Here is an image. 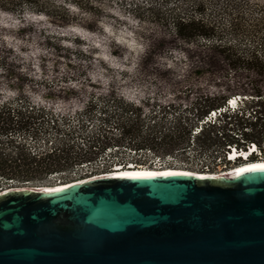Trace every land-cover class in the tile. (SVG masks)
Returning a JSON list of instances; mask_svg holds the SVG:
<instances>
[{"label": "trees", "instance_id": "1", "mask_svg": "<svg viewBox=\"0 0 264 264\" xmlns=\"http://www.w3.org/2000/svg\"><path fill=\"white\" fill-rule=\"evenodd\" d=\"M88 3L0 0V9L42 13L64 25L71 20L69 5L87 10ZM127 6L137 21L156 27L155 34L145 39L144 52L134 66L156 71L172 102L162 106L159 90L136 102L109 90L101 98L102 111L107 104L113 109L102 112L100 126L78 142L75 131L56 123L59 114L28 97V89H45L47 82L34 80L12 63L13 50L0 42V188L9 183L52 186L56 180L75 179L71 174L80 179L116 165H152L155 158L167 162L170 157L168 166H185L191 149L195 159L204 155L209 161L220 150L242 149L248 143L261 147L256 134L264 138V126L259 118L251 121L242 115L264 103V4L254 0H143L140 5ZM73 81L64 77L62 83ZM199 83L212 90L198 87ZM47 89L40 97L67 99ZM67 92L74 93L72 88ZM235 96L241 97L244 106L241 115V110L227 109L205 121L211 111L224 108ZM89 105L81 110L85 117L90 115ZM143 106L154 110L145 112ZM260 119H264L261 114ZM123 151L132 155L125 156ZM108 155L100 166L95 165ZM206 163L201 161L199 168ZM84 167L85 171L76 173Z\"/></svg>", "mask_w": 264, "mask_h": 264}, {"label": "water", "instance_id": "2", "mask_svg": "<svg viewBox=\"0 0 264 264\" xmlns=\"http://www.w3.org/2000/svg\"><path fill=\"white\" fill-rule=\"evenodd\" d=\"M170 173L0 191V264H264V171Z\"/></svg>", "mask_w": 264, "mask_h": 264}, {"label": "rangeland", "instance_id": "3", "mask_svg": "<svg viewBox=\"0 0 264 264\" xmlns=\"http://www.w3.org/2000/svg\"><path fill=\"white\" fill-rule=\"evenodd\" d=\"M48 1L62 5V0ZM88 1L87 10L69 5L71 20L64 25L55 17H48L42 13L27 10L23 14H16L0 9V42L13 50L16 58L11 60L12 63L21 66L22 71L34 80L47 82L45 89L40 87L35 91L28 89V97L39 105L49 106L53 112L59 114L56 123L63 129L70 128L75 131V139L78 142L100 126L102 112L109 113L113 109L107 104L106 109L102 111L104 100L101 98L105 97L109 90L116 91L133 102L147 93L159 90L158 94L161 95L159 102L162 106L172 102V97L166 92L167 86L156 71H143L134 66L136 58L144 52L145 39L156 32V27L137 21V18L128 11V3L140 5L143 0ZM254 1L264 4V0ZM64 77H71L74 81L62 83ZM47 86L56 95L67 96V99H60L58 96L40 97L46 94ZM198 87L212 90L203 83H199ZM68 88H72L74 93L68 94ZM87 104H90L89 117L81 113ZM240 106L243 104L238 101L237 107ZM243 107L241 108L244 109ZM149 108L154 110L143 106L145 112H148ZM260 114L264 117V103L248 108L242 117L251 121L257 117L259 123L264 126V119H260ZM256 136L261 148H264L262 133H257ZM241 147L244 149L246 145ZM225 152L220 150L215 159L210 157L209 161L203 155L198 161L195 159L194 150L191 149L188 153L189 163L177 167L198 170L202 161L209 162L206 164H210L213 172L223 171L236 164L225 163L222 157ZM122 153L125 156L129 154L128 151ZM261 155V159H264L263 150ZM109 157V155L103 157L95 165L100 166V163ZM157 164L154 161L152 165L147 163L137 167L152 168ZM80 169L76 173L87 168ZM71 175L75 179L66 182L79 177Z\"/></svg>", "mask_w": 264, "mask_h": 264}, {"label": "built area", "instance_id": "4", "mask_svg": "<svg viewBox=\"0 0 264 264\" xmlns=\"http://www.w3.org/2000/svg\"><path fill=\"white\" fill-rule=\"evenodd\" d=\"M238 101L239 102L241 101V97L240 96H235V97L229 98L227 100L226 106L224 108L216 110V111H211L209 113L208 117H206L205 121L213 120L217 114H219L220 112H223L224 110H227V109L230 110V111L241 110L240 114H242L241 106H240V108L237 107V102ZM249 116L251 117L252 115L250 114ZM242 150H246L247 152H249L250 158H253V157L261 158V156H262L261 155V150H263V154H264V148L258 147L254 143H248V144H246V147L244 149H236L234 147L230 148L228 151H226L223 154V160L225 161V163H231V164L232 163L233 164L234 163L239 164L241 162H244V160H242V155L244 154L242 152ZM235 155H237V156H235ZM166 160L168 162V161H171L172 158L167 157ZM155 161L158 164L156 166L152 167L154 169L178 168L176 165L168 166L167 162H165L163 160H160L159 158H155ZM132 166H133L132 164H127L126 166H124V168L132 167ZM135 167H137V166H135ZM120 168H123V167L121 165H116V166H113L110 170L120 169ZM110 170H108V171H110ZM225 170L218 171V172H213L214 170L211 168L210 164H204L198 170H187V172L198 173L199 175H201V174L202 175H220V174H223ZM108 171H106V172H108ZM99 173H101V172H99ZM94 175L95 174H90L91 177L94 176ZM85 178H89V176L83 177V179H85ZM83 179H81V180H83ZM73 181H78V179L73 180ZM69 182H71V181H69ZM59 183H61V181L56 180L53 185L59 184ZM63 183H67V182H63ZM23 187H31V186H29L27 183H25V185ZM10 188H21V187H15V186L12 185V183H9L8 186H6L4 188H0V191L7 190V189H10Z\"/></svg>", "mask_w": 264, "mask_h": 264}, {"label": "bare ground", "instance_id": "5", "mask_svg": "<svg viewBox=\"0 0 264 264\" xmlns=\"http://www.w3.org/2000/svg\"><path fill=\"white\" fill-rule=\"evenodd\" d=\"M242 152L244 153L242 155V160H244V162H241L239 164H235L234 166H231L230 168L226 169L223 174L210 175V176L232 175V174L237 173L240 169L249 168V167H252L254 165H264V159L257 158V159L251 160L250 156H249V152H247L246 150H242ZM235 156H237V155H235ZM177 170L187 172V170L178 169V168L154 169V168H150V167H139V166L134 167V166H132V167H128V168L114 169V170H111L109 172L95 174L94 176L126 175V174L127 175H137V174H158V173L162 174V173H170L172 171H177ZM195 174H198V173H195ZM200 176H203V175L201 174ZM89 177H91V176H89ZM81 179H83V178H81ZM81 179H78V181H80ZM64 184L65 183H59V184H55L53 186H42V187L47 188L46 190H51V189L60 188Z\"/></svg>", "mask_w": 264, "mask_h": 264}, {"label": "snow or ice", "instance_id": "6", "mask_svg": "<svg viewBox=\"0 0 264 264\" xmlns=\"http://www.w3.org/2000/svg\"><path fill=\"white\" fill-rule=\"evenodd\" d=\"M253 171H264V165H254L249 168H244L240 169L236 175L239 176L245 172H253ZM174 173H168L167 175H173ZM127 175V174H126ZM153 174H137L136 176H133L131 178L136 179V178H150ZM59 191V190H57Z\"/></svg>", "mask_w": 264, "mask_h": 264}]
</instances>
